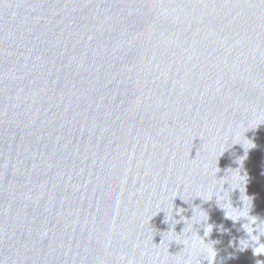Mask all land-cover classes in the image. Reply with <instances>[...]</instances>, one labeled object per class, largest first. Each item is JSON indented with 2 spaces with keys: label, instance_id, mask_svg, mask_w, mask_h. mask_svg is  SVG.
Here are the masks:
<instances>
[{
  "label": "water",
  "instance_id": "obj_1",
  "mask_svg": "<svg viewBox=\"0 0 264 264\" xmlns=\"http://www.w3.org/2000/svg\"><path fill=\"white\" fill-rule=\"evenodd\" d=\"M224 210L264 235V0H0V264H264Z\"/></svg>",
  "mask_w": 264,
  "mask_h": 264
},
{
  "label": "clouds",
  "instance_id": "obj_2",
  "mask_svg": "<svg viewBox=\"0 0 264 264\" xmlns=\"http://www.w3.org/2000/svg\"><path fill=\"white\" fill-rule=\"evenodd\" d=\"M225 183H227V182H225ZM224 184L222 185V189H225ZM215 198H216V201H217V199H222L223 198V191H221L219 197L215 196ZM232 208L233 209H240L241 212L243 210V207L234 208L232 206ZM224 213H225V218L231 220L233 223H236L239 221H244V223L242 224V228L247 235V239H242L239 241L240 247H241V245H243L242 249H245V248H248L250 245H255V247H253V249H252L253 255H255V256L264 255V243H260L261 237H264V235H261V232H260V222L261 221H258L257 217L249 215V211L247 212L246 216L243 214H240V215H237V217L235 219H232L225 210H224ZM191 220H193V216H192ZM201 222H204V221L199 220L197 222H194L193 224H200ZM209 226H211V225H209ZM204 235H205V231H204ZM197 237L201 238L199 236H197ZM193 245H195V242H193ZM201 252L203 253L202 256L207 259L208 264H212V262L216 256V252L213 250V248L211 249V257H212L211 259H209V253L207 251H201ZM258 264H259V262H258Z\"/></svg>",
  "mask_w": 264,
  "mask_h": 264
}]
</instances>
